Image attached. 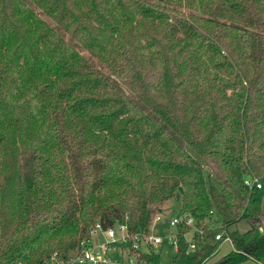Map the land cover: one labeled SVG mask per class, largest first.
I'll list each match as a JSON object with an SVG mask.
<instances>
[{
    "label": "trees",
    "instance_id": "1",
    "mask_svg": "<svg viewBox=\"0 0 264 264\" xmlns=\"http://www.w3.org/2000/svg\"><path fill=\"white\" fill-rule=\"evenodd\" d=\"M27 1L57 30L0 0V264H66L94 223L145 233L174 200L204 233L170 264L226 239L213 264L264 261V231L227 232L264 177V0Z\"/></svg>",
    "mask_w": 264,
    "mask_h": 264
},
{
    "label": "built area",
    "instance_id": "2",
    "mask_svg": "<svg viewBox=\"0 0 264 264\" xmlns=\"http://www.w3.org/2000/svg\"><path fill=\"white\" fill-rule=\"evenodd\" d=\"M245 186L253 190H262L263 185L260 180H245ZM161 216H157L148 232L145 233H135L129 234L127 227L124 225H116L112 228L102 230L98 223H94L89 231V239L82 240L67 263L75 264H112L110 259L105 257V252L109 245L120 244L121 254L126 255V261L122 264H152L148 262H143L138 259V256L142 254H149L150 251L159 253L164 245L169 246L174 253L178 250V242L182 238L188 244V251H193L196 248L198 240L195 237H202L203 231L196 226L194 219L188 215L181 213L180 218L170 219L167 225V229L164 230L165 236L161 237L157 233H152V228L157 223L161 221ZM213 221L208 220L205 223L210 227ZM184 225L188 227L189 230L184 234L179 235L178 227ZM118 231L120 235L115 237V231ZM102 238V243L93 242V238ZM222 238V233L215 235V240H220ZM91 243V245L89 244ZM94 243V244H93ZM100 243V244H98Z\"/></svg>",
    "mask_w": 264,
    "mask_h": 264
},
{
    "label": "rangeland",
    "instance_id": "3",
    "mask_svg": "<svg viewBox=\"0 0 264 264\" xmlns=\"http://www.w3.org/2000/svg\"><path fill=\"white\" fill-rule=\"evenodd\" d=\"M25 4H27L35 13L38 14L39 17H41L44 21H46L50 26H52L55 30H57L56 26L49 20L47 19L44 15L40 13L38 9H36L29 1L23 0ZM67 40V38H65ZM85 58L96 68L98 69L104 76L109 78L111 81H113L115 84H118V86L131 98H134V96L129 93L122 85H120L118 82H115L112 77L109 76L108 72L95 60L92 58H89V56L84 54ZM145 113L148 114L150 117H153V115L147 110L144 109ZM159 123V122H158ZM160 124V123H159ZM171 134V133H169ZM172 135V134H171ZM173 136V135H172ZM176 141L185 148V150L192 156L194 157L197 161L202 163L200 158L196 155V153L189 148L185 143H183L180 139L177 137L175 138ZM205 169L208 174H210L212 177L216 178L217 180L223 182L224 179L221 175H219L215 170L210 169V167H206ZM260 183L263 185V189L259 190L256 199L257 201H250L245 204L247 212L251 217H249L248 220H241L240 222L230 225L227 228V232H233V231H240V232H245L248 229H250L252 226H255L260 229V231H264V196L262 195L264 192V177L260 180ZM181 217V212H180V202L177 200H174L170 203H168L165 206V212L161 215V221H157V223H154L155 225L152 228V233H157L161 237L165 236L164 230L167 229V225L170 219L174 218H180ZM212 224H210L211 229H219V232L225 234L226 232L224 230H220L221 228V222L217 218L216 215L213 216L212 218ZM115 231V237H118L120 233ZM97 240V241H96ZM100 242L102 243V238L98 236L97 238H93V242ZM98 243V244H100ZM91 245V243H89ZM94 244V243H93ZM121 245L120 244H112L108 246L107 251L105 252V257L110 259V263L112 264H122L126 261V255L123 253L121 254ZM233 250L231 242L226 239L224 240L218 250L216 251L215 254H213L209 259H207L203 264H213L217 262L222 256H225L229 254ZM162 257H161V263L160 264H170V259L174 255L173 250L167 246L164 245L162 248ZM244 263V262H243ZM68 264H75V263H68ZM242 264V263H240ZM261 264H264V261H261Z\"/></svg>",
    "mask_w": 264,
    "mask_h": 264
},
{
    "label": "crops",
    "instance_id": "4",
    "mask_svg": "<svg viewBox=\"0 0 264 264\" xmlns=\"http://www.w3.org/2000/svg\"><path fill=\"white\" fill-rule=\"evenodd\" d=\"M242 264H261V263H258V262H253V261H246Z\"/></svg>",
    "mask_w": 264,
    "mask_h": 264
}]
</instances>
